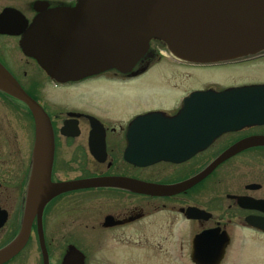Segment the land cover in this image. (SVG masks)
Returning <instances> with one entry per match:
<instances>
[{
    "label": "flooded vegetation",
    "instance_id": "af4514ba",
    "mask_svg": "<svg viewBox=\"0 0 264 264\" xmlns=\"http://www.w3.org/2000/svg\"><path fill=\"white\" fill-rule=\"evenodd\" d=\"M79 3L80 0H0V17L6 10L17 13L11 14L9 28L25 24L20 34L0 31V63L50 120L54 145L52 183L110 178L173 186L196 177L230 149L246 141L254 143L235 151L179 194L154 195L112 186L57 195L45 205L40 222L37 217L32 220L23 248L4 264H44L40 231L48 264H79L81 253L87 264L85 253L91 252V260L96 259L95 254L108 251V245L116 252H122L121 249L137 252L139 264L154 260L158 264H213L217 255H220L217 264H264V92L252 93L251 116L222 119V131L214 137L208 133L195 139L193 121L189 124L186 118L187 123L178 126L181 132L175 134L171 143L175 161L147 163L146 154L157 145L147 139H152L153 134L160 137L161 133L147 132L159 129L153 124L134 126L138 117L152 112L172 119L184 99L195 91L264 87V49L211 64H194L170 54L172 63L185 68L186 73L189 71L188 79L193 77V70L229 68L237 75L240 70H249L252 79L241 73L246 79L240 83L221 85L219 90V86L192 89L179 102L171 99L169 108L122 117L113 113L98 95L114 87L113 84L125 86L143 76L152 54L147 53L127 73L110 67L77 80L56 81L23 50L25 34L38 17L49 11L74 10ZM155 41L159 44L151 39L149 46ZM43 81L60 94L57 100L45 97ZM97 82L112 84L109 88L97 85L93 88L98 89L90 90L88 84ZM78 89L79 94L73 92ZM179 92L175 85L169 93L165 92V97L177 98ZM100 107L108 108L109 112L101 111ZM34 144L35 125L30 111L23 103L0 92V250L16 239L22 227ZM131 155L139 156L132 160L136 163L127 160L126 156ZM200 235H206L200 247L208 251L206 258L199 261L202 253L194 249V241ZM174 236L177 246L162 244L171 242ZM182 237H186L185 243ZM145 253L163 254L166 260L159 261L155 255L149 260ZM102 259L95 260V264H104ZM126 259L120 264H130L131 260L127 256Z\"/></svg>",
    "mask_w": 264,
    "mask_h": 264
},
{
    "label": "water",
    "instance_id": "95a60500",
    "mask_svg": "<svg viewBox=\"0 0 264 264\" xmlns=\"http://www.w3.org/2000/svg\"><path fill=\"white\" fill-rule=\"evenodd\" d=\"M11 14L17 13L6 10L0 17V31L20 34L25 24L9 28L7 24L12 19ZM151 39L162 41L177 58L194 64H211L254 54L264 49V0H80L74 10L49 11L38 17L25 34L22 47L53 79L71 81L110 67L123 73L130 72L147 54ZM0 91L23 103L35 125L32 178L22 227L16 239L0 250V264L8 262L23 248L32 220L37 217L40 222L45 205L57 195L112 186L154 195L179 194L202 180L235 151L254 143L246 141L230 149L202 173L178 185L155 186L110 178L55 184L51 182L54 145L47 114L1 63ZM254 91L264 92V87L196 91L184 99L180 111L172 119L160 112L138 117L134 126L153 124L159 129L147 132L161 133L160 137L153 134L152 139H147L157 143L146 154L147 163L175 161L171 143L175 134L181 132L178 126L187 123L186 118L189 124L193 121L196 139L202 134L211 133L214 137L221 133V121L226 117L251 116ZM162 142H167V145H159ZM196 151L194 148L193 153ZM131 156H126L131 162L139 157ZM205 236L200 235L194 241V249L202 253L199 261L206 258L204 255L208 251L200 247ZM39 239L44 264H48L41 231ZM81 259L79 264H82ZM219 259L220 255H217L213 264H217Z\"/></svg>",
    "mask_w": 264,
    "mask_h": 264
},
{
    "label": "rangeland",
    "instance_id": "374dc122",
    "mask_svg": "<svg viewBox=\"0 0 264 264\" xmlns=\"http://www.w3.org/2000/svg\"><path fill=\"white\" fill-rule=\"evenodd\" d=\"M158 42H152L150 46L149 53L152 54V57L147 62L146 67L147 71L146 73L139 77L137 80L130 82L128 84L121 85V84H113L114 87L110 88L109 90L104 89V91H101L98 95V98L102 100V102L106 105H108V108L116 114L120 113V116L127 117V115H131L132 113H140L143 111H147L150 109H161V108H169L171 106L170 100L172 101L177 99V102H179V99L189 90L192 89H201L205 88L206 86H219L217 89L221 88V85L224 87L233 85L234 83H240L246 79V77H243L241 73L248 74L249 80L252 79L251 72L247 70L246 72L244 70H240L237 75L236 71L233 68H229L227 70L218 71L214 69H206L203 71L200 70H193V77L188 79L187 73L189 71H185V68L179 67L176 64L172 63L170 60V53L166 49L165 44H163L162 41L157 40ZM163 47H160V46ZM218 71V72H217ZM207 74V75H206ZM242 77H238V76ZM259 75V74H257ZM259 77V76H258ZM112 83L109 82H97V83H90V90H96L98 88H93L94 86L100 85L109 88V86ZM218 84V85H217ZM87 85V86H88ZM177 85L180 89L179 94L177 95V98L175 97H165V92L169 93V90L172 89L173 86ZM48 86V85H47ZM43 87H45L43 90L44 95L46 98L53 99L54 101L57 100L58 92L55 90V88L46 87V81H43ZM89 87V86H88ZM118 87V88H117ZM124 87V88H123ZM85 84L82 86V89L84 90ZM80 91L78 89L77 92ZM57 92V93H56ZM82 94V93H81ZM73 97H77L74 95ZM97 98V99H98ZM175 98V99H174ZM106 107H100L99 109L101 111H107L109 112V109ZM112 113V114H113ZM163 238V237H162ZM176 239L177 237L174 236L171 238V242L162 243L167 245H176ZM182 243H185L186 237L180 238ZM158 238L156 239V241ZM131 244H133L131 242ZM156 244V243H154ZM177 246V245H176ZM131 247V246H130ZM108 251L106 252H100L95 254L96 259L93 258L91 260V252L85 253L87 257V264H95L97 260H101L103 258V262L110 264H120L121 261L124 262L126 259V256L131 260L130 264H139L138 261L140 260V254L133 251L125 252L121 249L122 252L119 251H113L111 250V246L108 245ZM134 250H141L138 247H131ZM82 259V264H84V255L80 254ZM97 255V256H96ZM118 255V256H117ZM147 259L150 260V256L155 255L156 259L159 261L166 260L165 256L163 254H154V253H145ZM174 255H178L177 253H174ZM167 256V255H166ZM170 256H173V253L170 254ZM118 257H121L118 258ZM154 257V256H153ZM118 258V259H117ZM96 260V261H95ZM119 260V261H118ZM124 260V261H123ZM129 261V260H128ZM159 262L153 261L151 263L147 262L145 264H158Z\"/></svg>",
    "mask_w": 264,
    "mask_h": 264
}]
</instances>
